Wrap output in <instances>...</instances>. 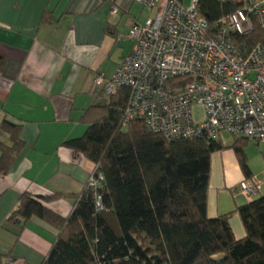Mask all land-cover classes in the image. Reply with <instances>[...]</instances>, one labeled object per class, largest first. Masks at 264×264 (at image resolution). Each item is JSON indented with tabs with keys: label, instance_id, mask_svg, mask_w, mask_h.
I'll return each mask as SVG.
<instances>
[{
	"label": "trees",
	"instance_id": "1",
	"mask_svg": "<svg viewBox=\"0 0 264 264\" xmlns=\"http://www.w3.org/2000/svg\"><path fill=\"white\" fill-rule=\"evenodd\" d=\"M238 6L198 0V12L210 24ZM234 43L242 54L264 43V26L255 25L234 37ZM127 96V89L119 88L106 103L89 106L82 115L84 134L63 143L102 173L96 190L102 208L96 209L87 185L77 194L22 193L6 218L17 227L15 236L32 217L57 230L41 264H264V195L216 217L207 215L211 155L224 148L219 136L169 140L148 130L142 120L123 127ZM0 132L9 141L0 139V174H6L23 141L19 127L5 119ZM234 138L230 147L244 180L250 179L244 151L250 139ZM60 197L73 199L66 216L45 205ZM232 214L241 221L243 237L236 238L232 231Z\"/></svg>",
	"mask_w": 264,
	"mask_h": 264
},
{
	"label": "crops",
	"instance_id": "2",
	"mask_svg": "<svg viewBox=\"0 0 264 264\" xmlns=\"http://www.w3.org/2000/svg\"><path fill=\"white\" fill-rule=\"evenodd\" d=\"M146 15L135 0H0V123L5 119L18 126L23 141L12 166L0 174V264H41L48 254L55 228L32 217L16 237L17 227L6 218L22 193L67 195L85 188L93 164L63 143L84 134L82 115L89 106L107 102L108 95L93 88V79L115 71L132 46L117 35ZM0 139L9 142L3 132ZM222 144L211 155V218L264 195V150H244L250 177L259 182L258 194L247 198L238 189L245 175L235 153ZM45 205L66 216L73 199L60 197ZM229 223L236 238L244 236L237 214Z\"/></svg>",
	"mask_w": 264,
	"mask_h": 264
},
{
	"label": "built area",
	"instance_id": "3",
	"mask_svg": "<svg viewBox=\"0 0 264 264\" xmlns=\"http://www.w3.org/2000/svg\"><path fill=\"white\" fill-rule=\"evenodd\" d=\"M147 12L117 39L132 41L115 71L97 74L93 88L106 95L126 88L121 124L142 120L146 128L166 139L207 137L221 132L264 144V43L240 53L234 37L264 26V0H221L238 8L208 23L198 11V0H135ZM111 13L116 12L112 6ZM203 117L195 120L193 108ZM103 175L94 166L86 185L96 190ZM238 189L247 198L257 195L255 178Z\"/></svg>",
	"mask_w": 264,
	"mask_h": 264
},
{
	"label": "rangeland",
	"instance_id": "4",
	"mask_svg": "<svg viewBox=\"0 0 264 264\" xmlns=\"http://www.w3.org/2000/svg\"><path fill=\"white\" fill-rule=\"evenodd\" d=\"M188 2L189 0H183L184 5H187ZM193 114H194V118H199L202 113L198 108H194ZM219 138L222 143H226L229 145H231L235 140L234 136L228 134L227 132H221L219 134ZM244 149H247V151L251 152V154L260 153V149L264 150V144L259 142L255 143L254 140L250 139L244 144Z\"/></svg>",
	"mask_w": 264,
	"mask_h": 264
}]
</instances>
